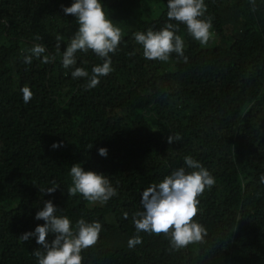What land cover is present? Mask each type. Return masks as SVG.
I'll return each mask as SVG.
<instances>
[{
  "label": "trees",
  "instance_id": "1",
  "mask_svg": "<svg viewBox=\"0 0 264 264\" xmlns=\"http://www.w3.org/2000/svg\"><path fill=\"white\" fill-rule=\"evenodd\" d=\"M73 2L0 0V21H7L0 23V264H38L33 252L42 246L20 236L45 223L35 215L48 200L73 230L80 218L102 224L98 243L81 253L83 264H264V0H205L207 45L168 20V0H101L104 11L130 23L110 54L113 71L89 90L60 55L47 65L23 63L33 44L56 53L57 35L66 48L79 27L63 11ZM144 2L153 15H142ZM166 23L184 39L187 63L175 53L168 62L143 57L133 34ZM76 56L90 75L103 62L91 50ZM24 86L33 93L28 103ZM170 134L182 139L169 144ZM185 156L216 181L194 218L207 229L205 243L173 250L165 235L141 232L143 242L129 248L144 189L180 167L192 171ZM77 163L105 175L118 195L104 205L69 196ZM53 180L56 191L41 194Z\"/></svg>",
  "mask_w": 264,
  "mask_h": 264
},
{
  "label": "clouds",
  "instance_id": "2",
  "mask_svg": "<svg viewBox=\"0 0 264 264\" xmlns=\"http://www.w3.org/2000/svg\"><path fill=\"white\" fill-rule=\"evenodd\" d=\"M254 2V0H253ZM65 14L76 17L79 24L78 30L71 37L66 48L61 52L62 38L55 37L56 53L49 54L43 44H33L23 56V63L31 64L33 58L40 60L42 64H51L60 55L62 66L72 69L71 76L75 79L86 78L85 89H93L100 83V77L107 76L113 71L110 54H114L120 45L123 33L116 27L109 15L104 11L101 0H74L71 6L63 7ZM207 6L205 0H168L167 18L175 20L177 24H184L187 33L201 45H207L212 38V18H205ZM0 23L7 24L6 20ZM136 43L142 45L143 57L146 60H158L168 62L171 54L182 57L188 62L184 54L185 42L181 35L177 34V26L166 23L158 31L149 28L146 32L133 34ZM43 37L37 35L36 40ZM91 50L103 62L92 67L91 75L84 67H78V52L87 53ZM42 58V59H41ZM87 63V61H83ZM23 94L24 103L30 102L33 93L28 86L20 90ZM178 134H170L167 143L180 141ZM54 142L52 147L62 145ZM92 145L89 146L91 148ZM99 155L107 156V149L99 148ZM184 163L192 171H186L180 167L166 175L158 183H153L144 189L141 204L143 210L132 214V223L135 226L136 235L128 240V247L134 248L141 244V232L160 235L169 239L173 250H180L189 245L204 244L207 229L195 221L199 212V197L216 183L215 178L203 165L191 156L184 157ZM72 186L68 188L69 196L80 194L92 203L104 205L112 197L118 195L117 188L103 174L92 170H85L79 163L70 168ZM260 183H264V175L260 176ZM58 184L52 181V186L40 188L41 194H52ZM57 208L51 200L44 202L42 210L36 212L37 220L45 223L37 225L34 231L25 232L20 236L22 241H28L35 237L36 243L41 249L35 250L33 255L38 264H83L82 251L94 247L99 240L102 224L98 220L87 222L80 218L76 221L73 230L72 221L67 216L56 215ZM124 212L123 217L128 218ZM54 234V239L49 243L47 236Z\"/></svg>",
  "mask_w": 264,
  "mask_h": 264
},
{
  "label": "rangeland",
  "instance_id": "3",
  "mask_svg": "<svg viewBox=\"0 0 264 264\" xmlns=\"http://www.w3.org/2000/svg\"><path fill=\"white\" fill-rule=\"evenodd\" d=\"M155 6V5H154ZM156 7V6H155ZM105 12L109 15V18L112 20V23L116 26L119 27L122 32L125 31L127 29V27L129 26L130 21H124V17L122 15H117L116 17L111 16L110 13L107 10H105ZM142 15L143 16H151L154 14L153 12V5L148 2H144L143 4V9H142Z\"/></svg>",
  "mask_w": 264,
  "mask_h": 264
}]
</instances>
